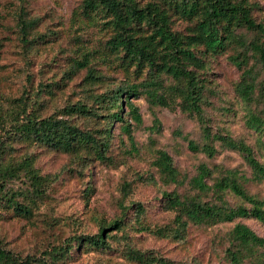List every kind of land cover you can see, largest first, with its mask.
Here are the masks:
<instances>
[{"label":"trees","instance_id":"16d2710c","mask_svg":"<svg viewBox=\"0 0 264 264\" xmlns=\"http://www.w3.org/2000/svg\"><path fill=\"white\" fill-rule=\"evenodd\" d=\"M254 0H80L79 10L85 17L98 16L108 24L111 33L105 41L107 51L117 64L141 76L137 82L123 81L102 92H87L91 103L76 100L56 111L43 113V92L51 96V81L37 82L32 89H24L16 97L0 96V218L7 215L32 218L48 197L53 178L40 173L35 166V154L30 146L66 152L76 162L89 157L104 158L113 121L131 138L124 114L137 123L140 115L129 100L130 95L144 94L150 105L178 107L199 122L203 142L188 139L191 150H201L211 156L215 152L212 140L238 149L251 169L254 179L264 181V162H259L251 147L232 139L228 133L209 129L202 104L208 89L209 60L229 51L227 57L240 69L235 90L255 109H248L245 123L260 136L264 157V18L256 19L252 10ZM181 18L188 22L184 31L172 28V21ZM22 44L30 48L45 33L32 32L35 18L17 17ZM43 39V38H42ZM85 68L86 89L99 77L89 61V54L75 56L65 70L74 73ZM64 71V72H65ZM260 71L262 78L258 79ZM53 83V82H52ZM125 102L126 112L122 108ZM124 111V112H123ZM77 117L101 118L102 127H79ZM151 127L158 129L153 117ZM154 163L164 183H182L184 177L172 163L170 155L155 150ZM218 175L200 163L187 180L193 193L162 190L164 208L171 219L158 226H148L140 220V202H130L134 209L135 229L147 230L167 238L182 239L188 223L212 224L230 220L234 216H253L264 222V198L247 193L236 173L216 168ZM222 171V172H221ZM230 191L249 206H228L223 194ZM121 217L100 223L91 234H73L65 243L46 250L45 258L32 255L18 256L0 245V264H54L56 257L67 254L72 246L108 251L112 239L124 230ZM112 231V232H111ZM109 237V239H107ZM255 246L264 247V237L257 236L247 225L235 222L228 231L225 262L207 264H244ZM124 256L142 264H196L175 261L153 250L140 249L123 243ZM254 248V249H253ZM261 257L256 264L261 263Z\"/></svg>","mask_w":264,"mask_h":264},{"label":"rangeland","instance_id":"374dc122","mask_svg":"<svg viewBox=\"0 0 264 264\" xmlns=\"http://www.w3.org/2000/svg\"><path fill=\"white\" fill-rule=\"evenodd\" d=\"M143 1V0H142ZM252 14L264 18V0H254ZM80 0H0V96L16 97L24 89H32L37 82L49 83L53 93L43 92L42 112L56 111L76 100L91 103L87 92H102L116 84L137 82L141 76L117 64L106 49L111 33L102 18L85 17L79 10ZM35 18L32 32L45 33L32 47L22 44L17 17ZM188 22L181 18L172 21V28L184 31ZM89 54L94 73L100 77L87 90L85 68L74 73L67 70L78 54ZM229 51L216 55L208 63V89L202 104L209 129L226 132L234 140L248 144L254 157L264 162L260 136L245 123L247 110L255 109L253 103L240 98L235 90L240 69L227 57ZM65 71V72H64ZM260 71L258 79L262 78ZM53 82V83H52ZM137 108L140 121L134 123L128 114L131 138L113 121L107 137L104 158L89 157L80 163L62 151L30 146L35 154L34 164L40 173L53 178L47 199L32 218L7 215L0 218V245L18 256L32 255L45 258L46 250L63 244L73 234H91L100 223L121 217L124 230L109 239L108 251L72 246L67 254L56 257L54 264H142L126 258L123 243L153 252L175 261L196 264L225 262L228 231L235 222L247 225L257 236L264 237V222L253 216H234L212 224L188 223L182 239L157 236L147 230H136L134 207H123L130 202H140L143 212L140 220L148 226L167 223L172 213L164 208L162 190L193 193L187 180L194 175L200 163L211 170L206 182L218 175L216 168L232 170L247 193L264 198V181L254 179L251 169L238 149L212 140L215 152L208 156L201 150H191L188 139L202 143L199 122L178 107L150 105L144 94L130 95ZM122 108L126 112L125 102ZM123 111V112H124ZM153 117L159 121L158 129L151 127ZM79 127L101 128L102 119L77 117ZM162 149L172 159L182 183H164L159 178L154 163L155 150ZM221 171V172H222ZM228 206H249L230 191L223 194ZM112 232V231H111ZM254 249V248H253ZM261 257L264 264V247L255 246L244 264H256Z\"/></svg>","mask_w":264,"mask_h":264}]
</instances>
